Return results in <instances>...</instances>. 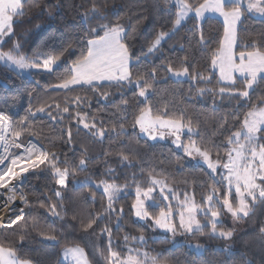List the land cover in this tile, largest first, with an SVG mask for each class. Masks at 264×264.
<instances>
[{
  "label": "snow or ice",
  "instance_id": "snow-or-ice-1",
  "mask_svg": "<svg viewBox=\"0 0 264 264\" xmlns=\"http://www.w3.org/2000/svg\"><path fill=\"white\" fill-rule=\"evenodd\" d=\"M164 3L174 6V20L170 21L168 30H159L153 39H146L138 54L132 50L136 27L126 28L115 7L109 13V0H84L79 5L84 10L72 17L71 25H66L71 27L75 38L59 50L38 48L26 53L25 36L16 38L14 30L19 18L33 7L55 18L64 4L58 0L41 8L39 0L35 3L0 0V67L34 85L26 89L28 106L22 115L9 112L19 102V95L0 106V189L9 193L0 201V206L7 207L15 201L18 191L24 205L15 210V216L9 217L6 223L0 221V235L14 225L17 228L13 232L24 229L15 242L8 241L7 247L0 242V264H33L30 259H22L17 248L31 237L29 228L41 229L36 231L41 242L54 246L64 242V233L57 228L42 229L37 222L29 225L25 219L29 200L22 189L28 179L26 174L37 169L47 172L50 182L58 186L52 189L56 202H52L51 197H47V204L38 202V206L56 220H64V192L68 190L70 177L79 192L87 190L93 204L96 191L101 192L100 211L88 212L86 217L74 214L72 219L77 221L76 230L84 234L82 238H105L106 245L99 251L104 264H169L160 250H143L150 242L170 245L169 252L185 247L199 258L200 264H215L218 257L219 264H237L238 254L230 243L208 247L188 243V240L208 236L211 240L231 241L234 229L225 227V218L246 220L255 215V209L264 206V0H164ZM253 16L260 23L255 30L249 25ZM216 17L222 20L223 33L216 46L209 48L211 37L205 35V26ZM141 23L142 20L137 21V25ZM189 24L197 37L196 44L209 52L204 72L196 69L195 59L190 60L189 55L179 58L175 64L171 58L164 57L160 64L153 65L151 58L161 55L166 43L178 40L181 30ZM6 38L13 39L8 50H4ZM75 51L79 54L74 59L64 60L66 54ZM161 69L167 76L159 75ZM41 74L57 82L41 84L34 79ZM168 77L177 84L188 81L189 94L195 92L197 101L209 100L213 111L224 102L230 105V110L220 116L210 134H205L199 126L193 127L183 110L174 115L166 105L154 102L158 85ZM0 85L7 87L3 81ZM129 91L131 95L126 96ZM77 92L85 95H70ZM33 93H37L36 96ZM52 93L63 94V106ZM86 93H91L97 103L108 101L116 110L111 113L115 122L106 124L103 120L97 121L95 115L90 117L85 109H91L92 103ZM116 93H119V101L114 99ZM38 114L55 124L66 125L64 142L69 145L72 142L70 121H75L77 132L82 125L91 139L102 143L106 134L116 142L124 136H144L150 141L171 138L174 147L183 153L176 161L177 170L197 169L206 177L192 181L193 184L200 181L201 199L196 200L195 192L184 191L181 195L169 187L166 176L158 178L162 172L154 175L156 170L146 166L145 156L126 146L117 152L118 163L128 169L138 168V171H130L124 177L125 183L116 182V170L106 159L107 171L103 175L107 179L96 181L87 176L77 181L78 172L88 171L87 149H82L79 159L70 161L66 156L61 158L65 154L27 139L35 135L32 129ZM50 142L55 147L54 142ZM109 155L111 152L105 153L106 157ZM130 191L134 194L130 205L133 215L138 221L147 222L150 230H161L163 234L146 237L143 230L137 236L125 234L122 247L120 238L114 237L113 227L117 233L124 227L125 213L119 201ZM258 232L264 236V219L260 221ZM130 241H135L136 246L129 247ZM239 255L243 264H264V247L259 250V259ZM205 256L212 259L205 260ZM68 260L71 264H91L85 249L79 245H66L62 260L56 264ZM192 264H197V260Z\"/></svg>",
  "mask_w": 264,
  "mask_h": 264
},
{
  "label": "trees",
  "instance_id": "trees-1",
  "mask_svg": "<svg viewBox=\"0 0 264 264\" xmlns=\"http://www.w3.org/2000/svg\"><path fill=\"white\" fill-rule=\"evenodd\" d=\"M30 2L35 3L36 0H30ZM57 2L58 0H39L41 8ZM60 2L64 4V7L59 10L55 18L49 17L40 8L33 7L30 11L26 9V15L19 18L20 22L14 25L16 38L22 35L25 36L24 49L26 53H31L38 48L59 50L66 42L75 38L71 27L66 25H71L73 22L72 17L78 11L84 10L79 7V5L84 3V0H60ZM114 7L118 10L120 22L126 28L136 27L132 50L137 54L141 47L145 45L146 39H153L155 32L159 30H168L170 21L175 18L174 6L165 4L164 0H109L108 12L111 13ZM110 18L115 20V17L110 16ZM138 20H142V23L139 25H137ZM249 25L252 30L260 27L259 20L254 16L250 18ZM191 28L192 25L189 24L181 30L178 40L166 43L163 47V53L151 58L152 64H160L164 57L171 58L175 64L179 58L189 55L190 60L194 57L196 69L204 72L209 52L201 50L200 46L196 44L197 37L191 31ZM222 33L223 25L219 17L212 19L210 25L205 26V35L211 37L209 48L216 46L218 37ZM6 41L4 50L11 48L13 39L6 38ZM237 50H240L239 46ZM78 54V51L70 52L66 54L64 60L70 62ZM158 73L160 76H167V73L163 72L162 69L158 70ZM204 74L207 75V72ZM215 78L216 76L214 75L213 79L215 80ZM34 79L39 80L41 84L57 82L53 77L46 74L37 75ZM0 81H3L7 85V87L0 85V106H3L6 102H10L11 97L19 95V102L9 112L12 115H22L23 110L28 106L26 89L34 85L28 80L19 79L12 71L5 67H0ZM200 86L203 87L204 85L201 84ZM158 87L159 92L154 102L166 105L173 110L174 115L183 110L186 113V119H191L192 126H199L205 134H210L217 126L216 122L220 119V116L230 110V105L227 102H224L217 111H213L209 100H195V92L191 95L189 94V82L186 80H182L181 83L177 84L174 79L168 77ZM37 92L43 95L40 89H37ZM36 94L33 93L34 96ZM77 94L85 95V93L80 92L70 93L73 96ZM52 95L63 106V94L57 95L56 93H52ZM86 95L91 99L92 103L91 109H85L90 117L95 115L97 121L103 120L106 124L115 122V117L111 113L116 110L110 107L108 101L97 103V99L91 93H86ZM130 95L131 91L126 93V96ZM114 99L119 101V93H116ZM97 109H103V111H96ZM68 123L71 124L72 131L71 145L64 142L66 140V125L55 124L43 114H38L34 122L35 126L32 131L35 135L29 136L27 139L34 138L48 150L55 151L58 154H65L61 158L63 159L66 156L70 161L79 159L82 149H87V157H90L88 171L78 172L76 176L77 181L84 180L87 176H91L96 181L107 179L108 177L103 175L107 171L104 164L106 159L109 166L116 170V182L118 184L125 183L124 177L130 171H138V168L128 169L127 166H122L118 163L117 152L126 146L127 149L145 156L146 166H151L156 170L154 175L162 172L163 175L158 176V178L166 176L168 185L176 189L181 195L184 191L195 192L196 200L199 201L201 199L200 181H197L195 184L192 181L196 180L197 177H200L201 180L206 179V177L197 169H188L183 172L178 171L176 161L183 156V153L171 143L151 142L142 136H124L121 137L119 142H116L114 139H109L107 134L102 143L91 139L86 134V130L83 129L82 125L80 126L81 130L77 132L75 121ZM21 139H25V137H21ZM50 141L54 142L55 147H53V143ZM33 142L35 141L33 140ZM106 152H111V155L106 157ZM43 167L41 166V168ZM27 176L28 179L22 189L29 200V207L25 208V219L29 221V225L33 221L37 222L42 229L46 227L57 228L64 233L65 239L63 243L54 246L50 242H41L39 237L36 236V231L41 229L33 231L29 228L27 230L31 231V237L26 239L24 243L17 245L18 255L22 259L32 260L33 264H56V261L62 260V252L66 245L68 247L79 245L85 249L92 264H104L99 251L103 250L106 245L105 238H82L84 234L76 230L77 221L72 219L74 214L86 217L88 212L95 213L100 211L101 192L99 190L96 191V203L93 204L87 190L79 192L74 188L70 177L68 190L64 192V212H62L64 220L59 221L52 217L45 208L38 206V202L47 204L49 202L47 197H51L52 202H56L52 189L58 186L51 183L49 174L40 169H37L35 172H29ZM185 180H188L189 183L185 184ZM133 199L134 194L132 191L120 199L119 205L123 206L125 213L124 227L119 233L113 227L114 237L120 238L119 242L122 247V237L125 234L137 236L140 234V230H143V234L146 237L162 235L158 230H150L146 222L144 223L136 219L130 209ZM262 213H264V206L255 209V215L249 219L240 220L243 230L238 236L233 238L232 242L234 250L238 254L236 257L237 264H243L239 255L241 253L244 254L245 258L259 259V250L264 247V236L258 232L260 221L264 219ZM225 227L227 226L225 225ZM16 228L17 226H13V229ZM13 229H8L7 233L0 235V242H3L6 247L8 246V241L15 242L18 239V235L24 231V229H18L17 232H13ZM183 239L184 237L178 238V240ZM188 243L216 247L223 246L226 242L211 240L208 236H194L188 240ZM128 246L135 247L136 242L130 241ZM169 247L170 245H162L159 242L154 244L150 242L149 246L143 250L150 251L152 248L160 250L163 253V258L168 260L169 264H192L193 260H197V264H200L199 258L189 252L187 248L180 247L175 251L169 252L167 251ZM204 259L208 260L212 259V257L205 256ZM219 259V257L216 259L215 264H219ZM63 264L68 263L63 261Z\"/></svg>",
  "mask_w": 264,
  "mask_h": 264
},
{
  "label": "rangeland",
  "instance_id": "rangeland-1",
  "mask_svg": "<svg viewBox=\"0 0 264 264\" xmlns=\"http://www.w3.org/2000/svg\"><path fill=\"white\" fill-rule=\"evenodd\" d=\"M171 78V77H170ZM173 79V78H172ZM142 137H144V136H142ZM145 138H147V137H145ZM32 141L34 140L35 142H37L38 144H40L37 140H35L34 138H30ZM183 139V138H182ZM151 142H153V141H151ZM154 142H169V143H171V138H167V139H165V140H157V141H154ZM172 144V143H171ZM42 145V144H41ZM173 145V144H172ZM31 172V171H30ZM26 175H28V174H26ZM25 183H26V181H25ZM169 187H171L170 185H169ZM18 193L19 192H17L16 193V199H15V201H13V202H10L11 203V206L12 207H14V205L17 207V209H19L20 207L19 206H21V207H24V205H23V203H22V201H21V199L20 200H18ZM20 194V193H19ZM23 194H25V192H24V190H23ZM26 195V194H25ZM21 203V204H20ZM173 203L175 204V201H173ZM2 214H4L3 216H2V218H4L5 216H7V215H11V216H13L14 217V215L12 214V213H10L9 211H8V209H4L3 210V212H2ZM137 219V218H136ZM142 222H144V221H142ZM203 222V221H202ZM145 223V222H144ZM147 223V222H146ZM225 225L227 226L226 228H228V229H234V237L235 236H238L241 232H242V230H243V227L241 226V223H240V220H238V221H233L232 220V218L231 217H226L225 218ZM158 231H160L161 232V234H163L162 233V231L161 230H158ZM233 237V238H234ZM178 238H180V237H177V239ZM233 240L234 239H232L231 241H227L226 243H230V244H232V242H233ZM81 247V246H80ZM88 259H89V257H88ZM90 260V259H89ZM64 262H66V263H68V264H71V261L70 260H68V261H64ZM92 264V263H91Z\"/></svg>",
  "mask_w": 264,
  "mask_h": 264
},
{
  "label": "bare ground",
  "instance_id": "bare-ground-1",
  "mask_svg": "<svg viewBox=\"0 0 264 264\" xmlns=\"http://www.w3.org/2000/svg\"><path fill=\"white\" fill-rule=\"evenodd\" d=\"M13 183H15V181H13ZM22 191H23V190H22ZM18 192H19V191H18ZM8 194H9V193H8L6 190H4V189H0V201L4 200ZM24 195H25V194H24ZM18 200H20V194H19V193H18ZM20 204H21V203H20ZM19 207H21V206H19ZM4 209H8V211H9L10 213H12L14 216H15V214H16V211H15V210H18V209H17V207H16L15 205H14V207H12V206H11V203H9L7 207H2V206H0V221H3V222L6 223L7 220L9 219V217H13V216H11V215H7V216H5L4 218H2V216L4 215V214H2V212H3Z\"/></svg>",
  "mask_w": 264,
  "mask_h": 264
},
{
  "label": "built area",
  "instance_id": "built-area-1",
  "mask_svg": "<svg viewBox=\"0 0 264 264\" xmlns=\"http://www.w3.org/2000/svg\"><path fill=\"white\" fill-rule=\"evenodd\" d=\"M20 193V192H19Z\"/></svg>",
  "mask_w": 264,
  "mask_h": 264
},
{
  "label": "crops",
  "instance_id": "crops-1",
  "mask_svg": "<svg viewBox=\"0 0 264 264\" xmlns=\"http://www.w3.org/2000/svg\"><path fill=\"white\" fill-rule=\"evenodd\" d=\"M218 18V17H217Z\"/></svg>",
  "mask_w": 264,
  "mask_h": 264
}]
</instances>
